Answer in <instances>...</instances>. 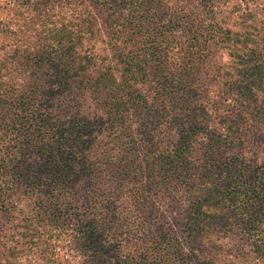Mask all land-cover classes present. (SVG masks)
Returning <instances> with one entry per match:
<instances>
[{
	"label": "trees",
	"instance_id": "1",
	"mask_svg": "<svg viewBox=\"0 0 264 264\" xmlns=\"http://www.w3.org/2000/svg\"><path fill=\"white\" fill-rule=\"evenodd\" d=\"M57 1L0 0V11H35L22 26L39 36L30 55L15 47L0 58V201L8 213L0 211L8 217L9 198H37L35 219L50 238L72 242L78 264H220L223 233L264 264V165L246 159L236 120H218L224 133L206 130L197 140L207 111L186 59L199 31L173 24L169 11L159 16L161 0H89L105 18L106 53L81 54L93 26L49 28L46 9ZM7 23V38L22 32ZM21 57L34 78L13 89L3 73ZM262 73L243 72L224 92L247 106ZM149 76L158 87L147 95L134 83ZM16 251L1 230L0 264H12Z\"/></svg>",
	"mask_w": 264,
	"mask_h": 264
},
{
	"label": "rangeland",
	"instance_id": "2",
	"mask_svg": "<svg viewBox=\"0 0 264 264\" xmlns=\"http://www.w3.org/2000/svg\"><path fill=\"white\" fill-rule=\"evenodd\" d=\"M161 2L158 6L160 11L157 12L159 16L169 11L173 24L177 20L178 26L183 27L189 24L191 31H199L196 42L189 43L194 46L191 51L193 58L186 59L189 62L187 70L197 74L191 86L202 91L199 103L203 104L207 111L203 114L206 119L197 139L199 145H202L201 142L207 138L206 130L224 133L217 126L218 120H236L246 140L244 147L248 156L246 159L254 160V167L264 165V73L252 79L251 87H253L254 97L247 106L235 92L230 96L224 92L240 83L243 72L250 70L264 72V0H161ZM176 2L183 3L185 12L181 13L182 8L174 6ZM48 9H51L46 12V18H49L51 22L47 24L49 28H52L54 23L55 27L64 26L69 30L74 28L73 31L77 33L79 30L83 31L93 26L92 30L88 28L85 31V46L82 52L80 45L77 46L81 54L88 52L89 48L106 53L103 50L105 43L101 40L107 38L104 34L105 18L94 5L90 4L89 0L65 2L59 0L46 10ZM34 12L19 5L0 11V21H2L0 29L6 28L5 25H9L7 22L11 21L13 32L22 31L13 34L12 38H7L6 33L0 30L1 59L8 60L6 53L10 49L13 51L15 47L28 49L23 56L30 55V48L36 45L39 36L27 26L23 27L22 24L35 21L38 17H35ZM45 22L47 23V20ZM96 27L102 29V35L97 32ZM63 49L60 51L65 50ZM152 70L149 68L152 74L157 73ZM3 75L5 84L13 89L15 87L25 89L34 78L32 69L22 57L16 62H11ZM152 80L153 78L149 76L144 81L134 83V86L142 90L144 94L150 95L158 87V83ZM195 102L198 105V101ZM254 108L259 110V115H252ZM2 144L0 143V148ZM36 199L22 198V196L7 199L4 206L7 205L10 208L8 217L4 215L6 211L2 208L0 201V209L4 211H0V232L2 230L3 234L17 242V251L11 259L12 264H78L81 259L80 253L72 242L66 241L64 237L58 238L59 240L50 238L48 233L44 232V221L35 219L32 208ZM37 230L38 233L35 235L37 237L24 236ZM214 234L213 240H219V234ZM220 236L222 237L219 244L225 247L219 250L221 251L219 258L223 260L220 264L231 262L259 264L252 260L253 254L249 246L236 242L230 235L223 233ZM47 241H50V246ZM236 250L247 254L246 263H240L238 258L235 259Z\"/></svg>",
	"mask_w": 264,
	"mask_h": 264
}]
</instances>
